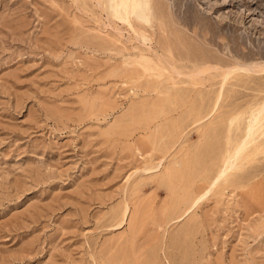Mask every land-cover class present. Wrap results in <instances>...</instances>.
Wrapping results in <instances>:
<instances>
[{"label": "rangeland", "instance_id": "rangeland-1", "mask_svg": "<svg viewBox=\"0 0 264 264\" xmlns=\"http://www.w3.org/2000/svg\"><path fill=\"white\" fill-rule=\"evenodd\" d=\"M255 65L264 0H0V264H264Z\"/></svg>", "mask_w": 264, "mask_h": 264}, {"label": "bare ground", "instance_id": "bare-ground-1", "mask_svg": "<svg viewBox=\"0 0 264 264\" xmlns=\"http://www.w3.org/2000/svg\"><path fill=\"white\" fill-rule=\"evenodd\" d=\"M259 68H264V66H258V65L249 66V67H240V66H238L234 70L238 69V70H243V71H249V70L255 71L256 69H259ZM231 71H228L227 75H229L231 73ZM263 122H264L263 108H260V109L256 110L254 112V114L252 115V117H251V119L249 121V124H248V129L246 131L247 133H246V136H245L244 140L241 143H239L237 145V147L233 150L232 154L229 155V157L225 161V164H224L223 168L221 169L219 174L216 176V178L213 180V182L210 185L209 189L201 196V199L203 197H205L207 195V193L214 186H216V184L219 182V180L221 178H223V176L226 175V173H228V171H230L232 169L233 170L235 169L236 163L239 161V159L241 158L243 153H245L244 151L246 150L247 146L251 142L254 141V138L257 135V133L262 131L261 129L264 126ZM242 158H243V156H242ZM198 200H200V198ZM123 216L124 217L126 216V210H125ZM123 221H124V219H123ZM123 221H122V223H123Z\"/></svg>", "mask_w": 264, "mask_h": 264}]
</instances>
